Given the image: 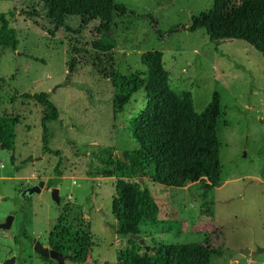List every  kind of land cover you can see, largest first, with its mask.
<instances>
[{"label":"rangeland","instance_id":"374dc122","mask_svg":"<svg viewBox=\"0 0 264 264\" xmlns=\"http://www.w3.org/2000/svg\"><path fill=\"white\" fill-rule=\"evenodd\" d=\"M115 1L126 11L111 24L69 15L51 36L41 0H0L18 41L15 50L0 48V116L16 119L13 150H0V222L14 216L8 230L0 229V264L12 257L8 264H55L33 244L38 240L49 247V232L60 223L90 234L81 264H118V251L134 244L140 252L148 246L151 254L157 244L206 238L221 251L211 264H264V253L257 252L264 248L262 55L243 40L224 39L215 47L203 28L186 30L192 18L211 12L216 0ZM233 2L238 6L241 0ZM172 27L175 31L167 32ZM103 38L115 42L107 52L92 46ZM148 50L162 52L171 89L189 91L196 111L212 105L220 112L218 186L197 181L178 188L147 177L87 175L99 165L93 153L111 147L123 155L137 146L133 121L147 102L144 88L114 114L117 89L110 78L117 70L145 79L140 56ZM42 91L58 110L57 120L48 123L51 152L43 150L40 126L51 112L23 96ZM58 161L61 175L55 176ZM39 182V193L20 197L23 188ZM52 187L58 188L59 203L51 198ZM245 249L250 253L233 262ZM65 264L79 263L65 259Z\"/></svg>","mask_w":264,"mask_h":264},{"label":"trees","instance_id":"16d2710c","mask_svg":"<svg viewBox=\"0 0 264 264\" xmlns=\"http://www.w3.org/2000/svg\"><path fill=\"white\" fill-rule=\"evenodd\" d=\"M47 13L48 34L54 36L64 25L66 16H86L111 24L116 15L126 9L115 0H41ZM153 26L156 21L148 15ZM203 28L208 41L217 47L221 40H243L254 47L264 59V0H241L238 6L233 0H216L213 10L200 13L192 18L186 30L193 32ZM176 27L167 32H174ZM161 36L162 33L155 29ZM18 41L15 31L5 13L0 12V48L15 50ZM112 39L103 38L92 42L94 49L107 52L114 47ZM140 60L145 66V79L137 73L120 74L113 71L110 81L117 91L112 98L114 114L123 110L131 95L143 86L147 102L133 121V136L137 146L123 151L124 161L111 147H105L93 158L99 165L87 172L90 177H147L152 181L173 187H183L197 181H207L213 187L219 185L222 169L219 160L220 142L216 125L220 112L216 106H206L201 111L193 107L189 91L177 93L169 85V75L164 67L162 52L148 50L141 53ZM2 80V79H0ZM24 98L35 99L46 107L40 120L41 141L44 151L49 148L48 123L58 118V110L48 99L47 92L24 94ZM16 119L10 115L0 116V150L14 148ZM58 153V152H56ZM14 161L13 156L10 157ZM60 160V159H59ZM28 160L22 161L18 170ZM57 165L55 176H60ZM52 184L55 179L48 180ZM49 184V185H50ZM150 204V201L147 200ZM154 212V211H152ZM20 233L30 236L22 229ZM17 239L14 238V242ZM48 244L73 263H84L88 257L91 237L88 232L72 229L64 224L52 227ZM220 248L210 239L192 242L157 244L151 254L139 251L137 244L119 250L118 264H211L213 256L220 254Z\"/></svg>","mask_w":264,"mask_h":264},{"label":"water","instance_id":"95a60500","mask_svg":"<svg viewBox=\"0 0 264 264\" xmlns=\"http://www.w3.org/2000/svg\"><path fill=\"white\" fill-rule=\"evenodd\" d=\"M118 156L122 161H124L123 155L121 153H118ZM42 185H43V183L39 182L37 184H33V185H30L28 187L23 188L20 191V197L23 198L27 195H32L33 193H39L41 191ZM50 195H51V198L56 203H59V196H58V188L57 187L51 188ZM13 218H14L13 215H8L7 217H5L4 221L0 222V229L8 230L12 224ZM130 237L134 240H137L139 244L144 245L143 238L140 237V235L132 234V235H130ZM144 248H145L144 253L147 254V250L149 248H148V246H144ZM33 250L43 258H50L52 260H55V264H65V258L60 252H58L55 249L49 248L47 246H43L41 244V242L38 240L34 241ZM257 252L264 253V248L257 249ZM249 253H250V250L245 249V250L240 251L239 253L234 254L231 259L234 262L237 258L244 257L245 255H247ZM13 261H14V258L12 257L11 259L6 260L3 264L12 263ZM250 264H252V263H250Z\"/></svg>","mask_w":264,"mask_h":264},{"label":"flooded vegetation","instance_id":"af4514ba","mask_svg":"<svg viewBox=\"0 0 264 264\" xmlns=\"http://www.w3.org/2000/svg\"><path fill=\"white\" fill-rule=\"evenodd\" d=\"M50 248V247H49Z\"/></svg>","mask_w":264,"mask_h":264}]
</instances>
